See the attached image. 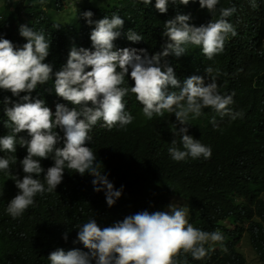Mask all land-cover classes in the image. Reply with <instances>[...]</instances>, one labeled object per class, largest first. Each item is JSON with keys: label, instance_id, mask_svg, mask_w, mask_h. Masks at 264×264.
Here are the masks:
<instances>
[{"label": "clouds", "instance_id": "9594fccd", "mask_svg": "<svg viewBox=\"0 0 264 264\" xmlns=\"http://www.w3.org/2000/svg\"><path fill=\"white\" fill-rule=\"evenodd\" d=\"M16 1L10 5L20 18L19 34L27 42L16 47L0 34V92L10 91L19 97L14 103L4 98L5 105L12 106L5 107L4 131L0 133V183L5 176L13 184L4 204L7 217H21L33 206L37 194L52 193L67 175L94 176V190L104 191L107 204L116 207L123 186L116 189L107 172L100 171L109 157L118 155L116 146L124 147L121 153H132L149 174L158 165L211 158V147L198 137L194 125L204 111L214 115L210 123L215 128L219 127L216 116L243 118L240 81L253 72L261 56L257 38L262 33L259 12L264 10L263 0H134L137 10L148 8L162 16L160 40L146 45L137 44L144 39L132 27L124 28L122 18L128 15L98 20L86 10L81 13L88 23H82L86 29L67 43L56 65L49 55L50 41L42 31H34L44 26L27 19ZM25 1L23 6L30 2ZM126 1H119V6L124 4V12L131 13ZM30 3H38L48 12L56 29L74 25L83 7H88H78L77 17L61 24L54 15L72 8V0H61L57 7L46 0L49 10L40 6V0ZM63 3L65 9H61ZM229 43L246 47L251 57L241 61L229 56ZM41 87L74 107L57 103L53 113L43 99L32 97ZM99 121L103 128L98 127ZM99 129L110 131L109 136L97 133L92 139L93 131ZM25 131L26 137L17 135ZM93 142L98 149L93 148ZM222 157L219 154L202 175L219 168ZM47 158L54 164L43 177L45 187L38 177L45 171L40 160ZM260 197L264 200V192ZM152 209L104 228L91 218L79 230L75 227L70 239L67 231L62 236L68 241L77 239L87 251L58 248L48 259L51 264H230L209 258L214 251L228 252L222 232H230L233 222L223 219L211 228L194 226L188 205L183 203H170L163 211ZM252 217L257 218L254 210ZM245 225L234 248L241 253L242 264H248L238 248L246 239L264 264V256L252 247L244 231Z\"/></svg>", "mask_w": 264, "mask_h": 264}, {"label": "trees", "instance_id": "16d2710c", "mask_svg": "<svg viewBox=\"0 0 264 264\" xmlns=\"http://www.w3.org/2000/svg\"><path fill=\"white\" fill-rule=\"evenodd\" d=\"M50 1L54 7L61 4V0ZM133 1L125 2L133 10L131 13L124 12V4L111 10L83 7L74 25L58 29L54 27L56 24L52 22L51 15L41 10L38 3H30V0L23 6L24 0H18L16 7L23 8L25 17L31 22L44 26V29L40 27L34 31H42L50 41L49 55L53 57L56 65L62 59L63 48L68 46L67 43L76 40L80 31L86 29L82 23H88L81 15L86 10H91L98 20L106 16L111 18L114 14L128 15L122 18L125 22L124 28L132 27L143 37L144 40L138 42V45L160 40L159 19L162 16L151 13L148 8H139L143 12L140 14ZM10 2L12 0H2L0 34L12 41L16 47H22L27 41L19 34L17 23L20 18L17 11L11 8ZM171 5L170 3L168 8ZM262 5L264 7V2ZM114 10L118 11L109 12ZM259 14L262 18V33L257 42L261 48V56L253 72L243 75L240 81L243 97L240 96L239 100L242 99L243 118L230 120L228 117L221 119L216 116L218 128L210 123L214 115L208 111H204L201 117L194 120L198 137L212 149L209 160L180 161L169 167L158 165L148 174L141 169L140 160L136 161L130 152L121 153L124 147L116 146L115 152L118 155L109 157L106 168L100 170L102 173L107 172L116 189L123 186L121 200L116 207L107 204L104 191L94 190V176L89 178L67 175L63 184L52 193H45L43 196L37 194L33 206L17 219L7 217L4 212V204L13 185L12 179L4 176L0 183V264H51L48 257L58 248H63L66 252L73 248L87 251L77 239L68 241L62 239V236L67 231L70 239L74 228L79 230L78 227L89 219L103 223L104 228L140 211L153 212L152 208L163 211V207L170 203L187 204L194 226L211 228L220 225L223 219L233 222L230 232H222L228 252L214 251L210 261L243 263V258L239 255L241 253L235 250L234 245L240 237L244 223V231L252 247L264 256V200L260 197L264 192V10ZM227 54L241 61L251 57L246 47L231 43L228 44ZM5 97L10 98L13 103L19 102V97L13 96L10 91L7 94L0 92V133L4 131L5 107L12 106V103L5 105ZM32 97L43 99L46 106L50 109L52 107L53 113L57 103L74 107L63 98L49 93L47 87L34 90ZM102 124L103 121L97 123L100 128H103ZM7 130L11 133L10 128L7 127ZM105 130L107 129L93 131L92 139L97 133L109 136L110 131ZM56 131L63 136L59 127ZM17 135L26 137L27 133L25 131ZM92 146L98 149L97 142H93ZM19 152L18 149L17 154ZM107 152H110L109 147ZM219 154L223 156L220 159L221 166L202 175L209 165L217 161ZM40 163L45 171L38 179L47 187L43 177L47 169L53 166L54 160L41 159ZM253 210L257 218L252 217ZM55 244L57 245L51 247Z\"/></svg>", "mask_w": 264, "mask_h": 264}, {"label": "rangeland", "instance_id": "374dc122", "mask_svg": "<svg viewBox=\"0 0 264 264\" xmlns=\"http://www.w3.org/2000/svg\"><path fill=\"white\" fill-rule=\"evenodd\" d=\"M36 2V0H33ZM73 4H71L72 8H68L63 11H58L55 13L54 18L57 19L61 24H65L67 20L75 19L78 15V7L86 5V6H94L98 8H104V9H111L119 6V0H72ZM12 3V2H11ZM25 3H28L26 0ZM40 6L43 7L45 10H49L50 8L46 4V0H40ZM66 4L63 3L61 5V9H65ZM0 18H1V12H0ZM238 248L241 250V252L246 257V261L248 264H263L262 262H259L257 260V256L252 252L249 243L246 239H242L238 245Z\"/></svg>", "mask_w": 264, "mask_h": 264}]
</instances>
